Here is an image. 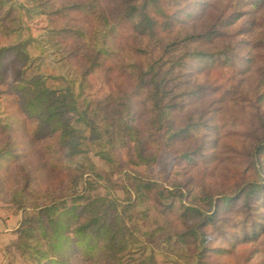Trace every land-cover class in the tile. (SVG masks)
Wrapping results in <instances>:
<instances>
[{"label": "trees", "instance_id": "trees-1", "mask_svg": "<svg viewBox=\"0 0 264 264\" xmlns=\"http://www.w3.org/2000/svg\"><path fill=\"white\" fill-rule=\"evenodd\" d=\"M40 9L76 76L58 89L48 75H30L36 66L28 46L38 41L23 11L0 0V194L9 191L11 202L20 198L37 209L15 231L23 261L11 264H227L221 260L239 245L249 249L248 264L264 254L261 93L255 106L261 135L242 157H231L224 189L215 194L179 181L223 153L225 128L187 105L218 89L192 77L233 69L240 55L238 73L255 72L264 83V31L256 33L264 0H47ZM23 30L26 36L15 40ZM95 79L125 97L98 100L100 122L81 104L94 99ZM116 118L125 119L119 147L106 123ZM165 150L176 156L166 185L139 170ZM116 176L121 183L113 182ZM44 181H61L59 191L41 190ZM99 181L133 198L94 196ZM234 210L245 216L237 224L241 236L231 235Z\"/></svg>", "mask_w": 264, "mask_h": 264}, {"label": "rangeland", "instance_id": "rangeland-1", "mask_svg": "<svg viewBox=\"0 0 264 264\" xmlns=\"http://www.w3.org/2000/svg\"><path fill=\"white\" fill-rule=\"evenodd\" d=\"M46 1L47 0H4V4L5 6H11L16 9L19 7L23 11L28 25L32 27L33 35L38 41L28 46V52L36 66L35 72L32 70L29 74H46L50 77L49 85L55 86L58 89H65L68 86V82L76 76V70L68 63L62 51L59 50L54 36L50 35L49 23L46 17L42 16L40 9L41 5ZM260 15L264 18L263 12ZM263 18L260 20V22H263V25L260 23L261 27L259 26L260 29L256 31L257 34L261 33L260 31H264ZM210 22L211 18H208L199 27H206ZM26 34L27 32L23 30L21 33H17L14 39H23ZM230 36L236 38L234 31L230 32ZM243 54H241V56ZM235 61H237L236 67H233V69H222L217 72H203L202 74L194 75L191 79L193 83L195 82L196 84L206 85L208 87L212 86L213 89H218V91L198 104L190 103V99L187 101V105L190 107L189 109H193L195 116H214L215 120L225 128V132L221 138L223 153L218 163H214V165L207 169L199 168L194 172L190 171L189 174L181 176L179 181L186 183L188 187L201 186L207 190L210 189L215 194L224 189L230 170L235 166L233 158L231 157H242L241 155L246 153V151L249 150L248 148L256 141L254 140V136L256 134L259 136L261 135L258 128L260 121L258 116L256 117L255 106L257 104V94L261 93L263 95V101L260 102L261 110L264 111V83L261 84L259 82L255 72L249 75L245 73L239 74L238 69H240V65L243 63L240 55H236ZM94 81L96 87L94 99H90L87 102L81 100V104L84 106L85 111H87L90 120L100 122L102 120V111L96 108L95 103L98 102V100L121 102L125 97L121 93L112 92V86H106L96 79ZM256 88L259 91H257ZM68 117L76 127L86 130L84 124L78 121L77 115L69 113ZM106 123L108 124L110 139L119 147L124 140L123 130L125 128V119L116 118ZM197 141L198 138L195 139L194 142L196 143ZM97 147L98 146H96V148ZM238 152L240 154H238ZM117 156L120 161H123V163L125 162L126 158L122 149H117ZM93 160L98 167L106 168L103 160L94 154ZM175 161V154L165 150L160 154L156 164L152 165L149 169L140 167L139 170L143 173H148L154 181L166 185L172 174ZM12 177L13 175L7 176L9 182L12 181ZM18 177L22 178V175L20 174ZM122 180V178L117 176L113 177V182L115 183H121ZM37 183L38 182L35 181L34 184L36 185ZM41 186H43L41 190L44 191H46L44 186L48 187V189L59 191L61 181L56 184L44 181L41 182ZM93 194L94 196L111 194L122 201L133 198L132 192H125L120 188L112 190L105 181H99V188ZM11 195L9 191L0 194V219H13L15 229L12 236L2 242L3 246L0 251V264H11L12 258H16L20 262L23 261L20 257V252L17 251L15 246L19 238L15 231L20 227L25 217H32L37 213V209L31 205L22 204L20 198H16L17 200L11 202ZM3 198L8 199L10 202L3 201ZM260 207L264 211V206L261 205ZM229 218V224L232 227V229H230V231H232L231 235L236 234L237 236H241L242 231L239 225L245 219L244 214L234 210ZM258 222L263 223L264 230V219ZM237 224H239L238 227ZM248 251L249 249L247 246L239 245L234 255L222 259L221 262L227 264H248L245 259V253ZM258 262L264 264L263 253L254 255L251 264H256Z\"/></svg>", "mask_w": 264, "mask_h": 264}, {"label": "crops", "instance_id": "crops-1", "mask_svg": "<svg viewBox=\"0 0 264 264\" xmlns=\"http://www.w3.org/2000/svg\"><path fill=\"white\" fill-rule=\"evenodd\" d=\"M14 230L13 219H0V251L3 246L2 242L11 237Z\"/></svg>", "mask_w": 264, "mask_h": 264}]
</instances>
